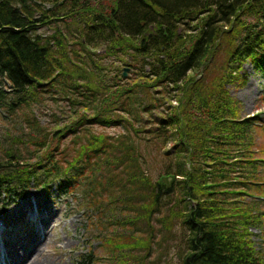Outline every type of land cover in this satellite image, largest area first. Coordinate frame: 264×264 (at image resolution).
<instances>
[{"label":"trees","instance_id":"obj_1","mask_svg":"<svg viewBox=\"0 0 264 264\" xmlns=\"http://www.w3.org/2000/svg\"><path fill=\"white\" fill-rule=\"evenodd\" d=\"M60 24L65 31L57 27ZM45 27H53L50 36L36 35ZM69 43L80 47L81 54ZM96 45L106 46L108 56L124 55L123 67L134 70V75L139 71V78L147 81L139 84L130 78L133 88L117 84L98 104L107 103L102 108L112 114L123 112L126 121L120 116L78 114L55 130L34 125L26 140L36 148L27 159L15 144L0 143L6 158L0 161V201L22 196L31 184L46 190L55 187L60 196L81 187L83 207L98 215L96 229L104 228L105 222L108 229H120L117 241L97 237L110 251L107 264H172L162 250L169 241H174L180 264H262L246 236L259 217L252 214L250 204L226 197L246 193L238 187H248L254 168L239 171L246 176L236 185L230 174L241 164L234 159L238 155L246 158L242 169L258 164L246 151L253 147L252 129L260 122L256 117L241 121L238 103L224 86L238 81L246 61L264 77V0H0V113L1 108L11 113L32 109L44 87L57 89L82 109L85 99L97 102L104 81L92 82L91 72L72 76L75 60L88 56L86 48ZM217 56L222 69L194 94L198 89L193 80L184 79L187 71ZM117 71L123 79L122 67ZM151 80L164 89L162 93L181 95L179 106L169 104L164 116H152L151 111L158 109L150 102L141 106ZM192 98L193 112L200 111V119L189 117ZM146 122L151 124L148 129L142 128ZM93 125L123 126L132 133L114 139L95 134ZM191 129L208 140H196ZM63 139L71 148L61 144ZM135 140L172 144L164 150L167 162L159 164L156 178L145 170L146 162L135 159ZM214 141L229 148L206 149L205 143ZM257 191L262 193L261 188ZM97 262L90 249L75 259V264Z\"/></svg>","mask_w":264,"mask_h":264},{"label":"rangeland","instance_id":"obj_2","mask_svg":"<svg viewBox=\"0 0 264 264\" xmlns=\"http://www.w3.org/2000/svg\"><path fill=\"white\" fill-rule=\"evenodd\" d=\"M65 23V27L67 22ZM63 24V23H62ZM61 31H65V28L60 24L57 26ZM185 29V30H184ZM186 31V28H180V32ZM54 29L52 28H41L37 29L36 35L41 36L43 38L50 36L53 33ZM187 33V32H186ZM224 40L221 38L218 43H223ZM69 47L72 50L78 51L80 47L73 46L69 43ZM88 50V56H84L82 59L75 60L73 65L74 72L72 73L73 78H78L83 75V73L87 76L90 72L93 74L92 82L96 83L98 80L104 81L103 91L98 93L97 102H92L91 99H85L84 102L86 109H82V107H78L76 105H72L69 101H66L57 89H51V87L41 88L40 92H38L39 101L36 105L31 109L26 108L20 111L17 110L16 113L8 112L6 108H1L2 112L0 113V143L3 146H7L9 143L15 144L16 147L22 150V157L27 159L29 156L27 153H31L34 151L36 147L33 145L27 144V135L30 132V128L34 125H39L41 129L44 131L55 130L56 128L63 127L64 124L69 123L71 119L75 116L85 114L86 116L99 117L100 115H108L106 117L120 116V120L126 121L127 115L123 112L112 114L107 110H103L102 107H107V103L103 105H98L102 103L106 98V92H113V89L117 84L123 83L124 85H128L131 81H137L139 84L143 82H147L144 79L139 78V71L137 75H134V70L128 71L126 77H123L125 72V68L123 67V60L125 58L124 55L118 56H108L106 54L107 47L102 45H96L86 48ZM81 54L80 51H78ZM221 56V55H220ZM216 60V61H215ZM134 60H131L133 63ZM151 62V60H149ZM135 63V62H134ZM199 66V69L188 70L186 73V77L184 79L193 80V87L198 91H193L194 94L199 92L201 84H204V87L208 84V81L212 78V76L222 69V61L217 56L216 59L214 57H210L207 64ZM139 66V65H138ZM122 67V74L118 77L117 68ZM241 69V68H240ZM239 70V68L237 69ZM129 72V73H128ZM238 81L235 84L225 85L224 90L228 93V96L238 103V107L240 111L238 115H240L241 121L252 120L254 117L259 120L254 129H252V148L246 151L249 152L247 155H250L249 159L257 160L258 164H253L251 167H247L242 169L240 167L244 166V158L243 156H237L234 158L238 162L241 161V164L235 166L234 172L235 174H230L234 176L235 185L239 181H243L246 175H241L239 171L254 168V172L251 175L250 179L247 180L248 187L241 185L238 188L246 191V193L240 194H228L226 196L235 197L237 199H241L243 205H249L253 208V215L258 216L257 224L255 227L250 226L246 231V236L249 242H251V247L253 251L256 252L259 261L264 264V78L263 75L255 71L251 63L246 61L242 64V69L238 73ZM209 77V78H208ZM149 87V92L146 93V97L140 100L141 106L146 105V103L150 102L153 106H156L158 110H152L151 114L160 113V116H164L166 114V108L170 104L172 107H178V98L181 97L180 93H176L175 91H160L157 89L156 84H154L153 80ZM85 83V81H82ZM144 84V83H143ZM128 85V88H133ZM130 86V87H129ZM169 88L171 87L168 86ZM249 87L250 89H248ZM135 91L138 88L134 89ZM73 99L78 101L77 95H72ZM143 96H140L142 98ZM185 98V97H184ZM185 104V99H183L182 105ZM190 110L193 112V106L196 105L195 99L190 100ZM95 107L100 108L95 110ZM157 112V113H156ZM144 118H151L150 116L143 115ZM92 117V118H93ZM192 119H200L201 112L195 110L192 115ZM248 118V119H247ZM28 121V122H27ZM148 122H151L150 120ZM29 123V124H28ZM151 124L147 122L143 125L142 128L148 129ZM208 127L211 125H207ZM135 128L141 129L140 125H135ZM193 128V127H190ZM208 128H204L206 131ZM191 132L196 133V140L202 137H206V135H200L199 130L194 131L191 129ZM91 132V130H90ZM92 132L95 134H103L105 136H110L111 138L117 139L121 137H126L130 132L132 133V129H125L123 126L113 127V128H104L101 126L93 125ZM188 135H190V133ZM207 132V131H206ZM212 135L216 137L213 131ZM81 135V133L79 132ZM13 139V141H11ZM208 140V137H206ZM61 144L64 145L65 148H71V143L68 139H63L60 141ZM52 143H56L53 141ZM195 140L190 141V144H194ZM222 141H214V144L205 143L206 149L216 150V147L222 149L221 152L225 151L229 146L221 145ZM172 146L170 143L166 147L161 145V141L157 144L146 143L145 141L135 140L132 143V149L136 152H133L135 159L139 158V162H146L147 166L145 170L150 173L151 177L156 178L157 170L159 169V164H163L167 162L166 157L164 156V150H169ZM1 147V146H0ZM52 147V145H51ZM250 147V146H249ZM163 152V153H162ZM194 153V151L192 152ZM239 153V151H238ZM72 154V153H71ZM70 154V155H71ZM241 155L243 153L240 152ZM232 157L237 155V151L231 152ZM137 157V158H136ZM221 158V155L218 156ZM30 158V157H29ZM6 158L2 156L0 153V161H4ZM228 164H232V162H228ZM162 169L166 167V165L161 166ZM228 169L233 170V167H227ZM116 176H120L115 173ZM240 175V177H238ZM243 176V177H241ZM252 183V184H251ZM80 185V183L78 184ZM261 188V194L258 193L257 189ZM20 188H17V191ZM78 191L69 192L66 195L60 196L55 188H51L50 190H46L42 187H36L35 185H29L28 188L23 190V198L13 202V198L11 200H7L4 202L0 201V220L7 221L8 225H11L13 231L18 230L20 235L15 239V248L18 252L19 256L27 249H23V247H27L32 245L35 242L41 233H44V236L40 237V242L44 239V242L40 246L41 256L40 260L44 259L45 263L48 264H75V259L80 254H84L88 249L92 250L97 256V264H107V257L110 256V251L108 247L101 246L99 238H105L108 240L117 241L120 237L119 230L115 227L107 228L106 223L103 225L104 228L100 227L96 229V225L94 223L95 218L98 215L94 214L87 207H83V202L81 198L82 188L79 187ZM240 195V197H238ZM39 200L41 204L45 207V211L43 212L46 220L41 219L40 216L36 218L35 215H32L30 210L28 209L30 206L25 207L23 209L22 215L23 217H19L16 213L18 207H24L26 204V200ZM18 199V198H17ZM34 203V201H32ZM258 208V212L254 211ZM28 209V210H27ZM36 210V208H34ZM37 211V210H36ZM34 214V213H33ZM257 217V218H258ZM20 218V219H19ZM31 218V222L28 220ZM49 218V219H47ZM16 219H19L17 222ZM15 223V228H14ZM38 231V232H37ZM103 233V235H101ZM113 236V237H111ZM175 239V237H174ZM174 241H169L167 244L163 245L162 250H166L167 260L172 264H180L177 257H175L176 250L173 248ZM23 247L20 250V246ZM255 254V257H256ZM156 259V256L152 257ZM164 261L159 262V264H163Z\"/></svg>","mask_w":264,"mask_h":264},{"label":"bare ground","instance_id":"obj_3","mask_svg":"<svg viewBox=\"0 0 264 264\" xmlns=\"http://www.w3.org/2000/svg\"><path fill=\"white\" fill-rule=\"evenodd\" d=\"M247 88L250 89L249 87ZM32 201H34V203L31 205ZM30 205L31 207L28 208L31 209L30 212L32 211V207L36 208L39 214L38 217L40 216L41 219L46 220V217H44L43 214V212L45 211V207L39 202V200L35 198L31 201L26 200V204H24V207H18L15 214H18L19 217H23V209ZM19 219H16L15 221L17 222ZM8 224L9 223H7V225L3 223V225H5L6 227L3 230L0 229V264H48L44 262V259H39L41 256L40 246L45 240L44 239L42 242H40V237L44 236V233H41V235L38 236L37 240L33 242L30 247L29 245L27 247H23V245H21L20 250L22 247L23 249L27 250H25L19 256L18 252H14V250L17 251V249L14 247L16 245L14 242L17 236L20 235V232L18 231L19 229L13 231V229L11 228L12 226L7 229Z\"/></svg>","mask_w":264,"mask_h":264},{"label":"water","instance_id":"obj_4","mask_svg":"<svg viewBox=\"0 0 264 264\" xmlns=\"http://www.w3.org/2000/svg\"><path fill=\"white\" fill-rule=\"evenodd\" d=\"M126 75H127V70H125L123 77H126Z\"/></svg>","mask_w":264,"mask_h":264}]
</instances>
